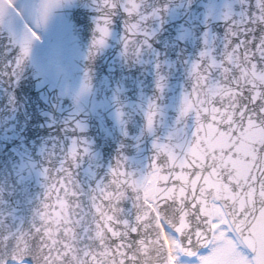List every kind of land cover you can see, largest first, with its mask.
Returning a JSON list of instances; mask_svg holds the SVG:
<instances>
[{
	"label": "snow or ice",
	"instance_id": "snow-or-ice-1",
	"mask_svg": "<svg viewBox=\"0 0 264 264\" xmlns=\"http://www.w3.org/2000/svg\"><path fill=\"white\" fill-rule=\"evenodd\" d=\"M177 63L188 87L161 103ZM117 65L150 69L152 95L131 101ZM0 116L47 131L36 154L55 160L18 153L16 183L42 192L0 211V264H264V0H0ZM92 120L122 138L107 167Z\"/></svg>",
	"mask_w": 264,
	"mask_h": 264
},
{
	"label": "water",
	"instance_id": "water-1",
	"mask_svg": "<svg viewBox=\"0 0 264 264\" xmlns=\"http://www.w3.org/2000/svg\"><path fill=\"white\" fill-rule=\"evenodd\" d=\"M174 25L170 24L166 27V30L159 36L161 43L167 38L169 42H171V38L174 35ZM164 51V49H161ZM175 50H169V55L175 59L174 55ZM113 77L119 79L121 77H127L128 79H123L121 82L128 88V97L131 101L135 102L136 93H137V84L140 83L141 87L144 90L145 95H152V85H151V72L150 69L145 70L139 66L121 69L117 65V71L113 74ZM170 84L173 88V91L166 93V98L161 103L168 104L170 102L169 98L174 96L177 91H179V86L184 84L185 87H188L187 81L184 79L183 72L181 71V66L177 63L175 70L172 72ZM166 116L168 117V121H163V118L158 117V132H163V123L170 122L171 117L173 116V112L168 109L166 110ZM18 120L23 122V116H19ZM140 124V116L133 115L130 123H129V134L134 136L138 133ZM105 126L111 132L110 135H106L105 131L101 129V126L95 121L92 120L90 122V129L88 135L93 139L95 148L97 151L102 153L103 159L100 163L103 164L104 167L110 162H113L112 157L115 155L113 149L115 144L121 142L122 138L115 131L111 130L110 122L106 120ZM47 131H40L38 129L32 128L31 125L29 128L22 130L21 123L17 121H9L4 123L2 120V116H0V186L5 189L4 199L7 201L6 204L0 205V211L8 212L12 208H17V215H21L25 213L26 201L28 198H32L33 204L35 203V196L38 193L42 192V189L39 186L38 178L33 174L32 177L27 180L23 185L17 184V177L15 175L16 167L21 161V155L18 153H23L24 158L26 159L28 155H31L32 159L36 162L37 167L43 165L48 168H53L55 166V160L42 159L37 156V149L41 144L40 137L47 136ZM52 135L55 136L56 132L53 131ZM7 136H15V137H24L23 141L19 139L12 140L10 143L4 138ZM127 148L125 149L129 154L135 152V149L132 147L133 141L126 140L123 141ZM23 144V147H20V144ZM52 141H48V147H52ZM13 147L17 148V152L11 151ZM141 148L144 150L142 152V156L148 155L149 148V140L148 138H144L141 143ZM56 156L55 159H58L62 153L60 152L59 145L55 149ZM79 167L71 168L73 180L79 182L82 189L86 192L88 190L89 185L95 186L94 181L89 180L88 176L85 173V170L89 168V161L87 157L83 159V161H78ZM66 167H70V165H66ZM104 167L101 168H93L96 172V179H100L104 173ZM27 175V173H25ZM26 189V191H25ZM12 191L13 195L8 196L7 192ZM79 199L81 201H85L84 196H80ZM19 200L20 204L17 205L16 201ZM86 202V201H85Z\"/></svg>",
	"mask_w": 264,
	"mask_h": 264
}]
</instances>
